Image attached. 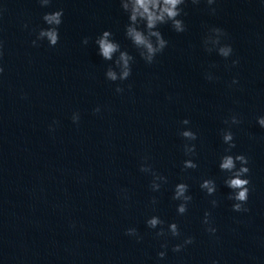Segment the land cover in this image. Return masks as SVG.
<instances>
[{
	"label": "water",
	"instance_id": "water-1",
	"mask_svg": "<svg viewBox=\"0 0 264 264\" xmlns=\"http://www.w3.org/2000/svg\"><path fill=\"white\" fill-rule=\"evenodd\" d=\"M181 7L186 31L159 25L168 45L149 65L125 35L129 19L120 0L47 6L0 0V264H173L172 247L182 242L205 195L200 183L213 178L228 147L225 119L239 115L241 123L230 126L237 136L264 90V0H216L215 14L206 0ZM58 9V43L43 39L34 46L39 30L49 27L43 15ZM212 26L227 33L222 42L233 48L227 61L203 46ZM104 30L134 57L127 80L105 77L115 56L106 61L98 54L95 40ZM206 72L218 79H205ZM185 118L190 124H181ZM183 128L197 133L189 142L195 156L183 151ZM189 158L198 167L183 170ZM145 162L167 177L159 191L140 171ZM179 182L192 196L183 215L172 199ZM152 215L165 221L166 231L177 223L181 236L157 237L146 225ZM129 227L143 239L125 235Z\"/></svg>",
	"mask_w": 264,
	"mask_h": 264
},
{
	"label": "clouds",
	"instance_id": "clouds-1",
	"mask_svg": "<svg viewBox=\"0 0 264 264\" xmlns=\"http://www.w3.org/2000/svg\"><path fill=\"white\" fill-rule=\"evenodd\" d=\"M186 0H120V5L124 12L128 14L129 22L125 25V35L131 40L133 45L138 49L140 57L147 63L152 64L155 61L156 55L163 52L167 47L168 41L164 38L159 25L171 24L174 31L181 33L186 31V25L184 21L179 18L183 13L181 7L185 4ZM193 4L200 3V0H191ZM41 6H47L50 0H39ZM206 3L210 6L209 11L215 14L216 9L211 7L216 3V0H206ZM186 14V13H184ZM63 9L46 12L43 15L44 22L49 26L47 28H41L37 34L36 40L32 41L34 46L37 45L38 40L47 39L50 46H55L59 41L58 26L62 23ZM143 24V27L140 25ZM27 27V25H25ZM113 33L110 30H104L101 35L96 37L95 43L98 45V54L106 61H113L115 56L113 67L111 64L108 66L105 77L110 81H124L127 80L131 73V65L134 61V57L126 50H121L120 45L114 39H112ZM227 33L221 27H208L205 35L202 38V43L205 50L209 53L216 51V53L223 57L226 61L233 55V48L230 43L222 42L226 40ZM88 37H84L82 43H88ZM118 53V55H116ZM2 56V51H0ZM239 63V59H232L231 65L235 66ZM227 66V65H226ZM119 69V71H117ZM4 68L0 66V73H3ZM205 79L211 81L218 79L214 77L211 72L205 73ZM238 83V80L234 77L232 84ZM131 88V85L128 86ZM115 91L122 93L123 87L117 84ZM100 107L97 106L93 109L94 113H99ZM79 112H73L72 121L74 123L79 122ZM257 122L261 127H264V115L257 117ZM57 121H53V125L57 124ZM225 124L229 125L228 129H222L221 135L223 142L228 145L225 149V154L220 157L219 168L221 171L227 173L224 183L231 189L228 194V199L234 201L232 204V210L235 212H248L246 207L249 197V184L250 180L247 178L250 168L248 167V158L244 154L232 155L231 150L236 147L234 134L230 130L231 125H238L241 123V118L238 114H232L230 118L225 119ZM181 124L188 125L190 120L185 118L181 121ZM53 125H50V130H54ZM179 135L186 141L183 144V151L186 156L192 157L196 155V145L189 143L197 139V133L190 128H183L180 130ZM147 161V157L143 158ZM239 164V166H237ZM197 163L189 158L185 159L182 163V169H195ZM140 171L151 175L150 188L153 192L159 191L163 184L167 183V177L157 173L153 170L152 166L148 163H142L140 165ZM201 190L205 191L208 196H214L216 193V183L211 178L203 179L200 183ZM189 185L185 182H179L175 185L173 190L172 199L180 201L177 204V213L183 215L187 212L188 206L192 201V196L188 194ZM126 193V190H123ZM125 198L127 196L125 195ZM151 203L155 205L157 203L156 197H152ZM212 207L218 206V201L212 199L210 201ZM202 223L206 226L205 231L211 235H215L217 232L216 227L211 220V212L205 211ZM165 221L157 215H152L147 218L146 225L151 229H157L155 235L157 237H166L169 234L172 237H180L181 232L177 223L172 222L168 224L167 231L163 227ZM74 226V225H73ZM125 235L135 237L139 242L143 237L139 234L138 230L134 227L125 229ZM194 242V237L185 236L181 243L173 245V252H180L185 246ZM168 247L167 240L161 244V248L165 249L159 251L157 256L160 259H164L166 256V249ZM211 264H219L218 261L213 260Z\"/></svg>",
	"mask_w": 264,
	"mask_h": 264
}]
</instances>
